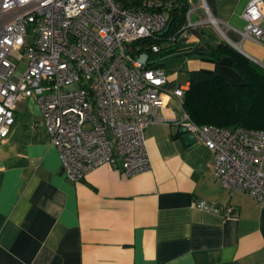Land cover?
I'll use <instances>...</instances> for the list:
<instances>
[{
    "label": "crops",
    "instance_id": "crops-1",
    "mask_svg": "<svg viewBox=\"0 0 264 264\" xmlns=\"http://www.w3.org/2000/svg\"><path fill=\"white\" fill-rule=\"evenodd\" d=\"M249 1L201 0L222 38L264 68V42L243 34ZM189 2L192 21L201 20L198 0ZM204 29L191 27L177 51L205 50ZM185 64L243 81L227 56L193 53ZM166 72L170 87L178 85L177 72ZM164 98L158 119L143 130L147 169L129 175L102 164L79 181L63 172L36 98L16 102L15 122L0 143V264H264V208L215 180L213 152L200 141L183 142L182 105ZM200 200L231 204L237 214L198 208Z\"/></svg>",
    "mask_w": 264,
    "mask_h": 264
},
{
    "label": "built area",
    "instance_id": "built-area-1",
    "mask_svg": "<svg viewBox=\"0 0 264 264\" xmlns=\"http://www.w3.org/2000/svg\"><path fill=\"white\" fill-rule=\"evenodd\" d=\"M171 5L0 0V143L15 122L16 102L33 96L70 180L102 164L129 175L147 169L143 130L158 119L164 95L182 105L188 83L170 87L165 68L148 65L146 50L133 44L159 37ZM191 11L168 41L181 42L190 27L201 24L191 21ZM241 16L243 34L264 42V0H250ZM160 47L152 43L150 49ZM177 123L213 152V176L223 188L241 190L264 208V130L198 125L185 112ZM196 206L237 214L228 203L200 200Z\"/></svg>",
    "mask_w": 264,
    "mask_h": 264
},
{
    "label": "trees",
    "instance_id": "trees-1",
    "mask_svg": "<svg viewBox=\"0 0 264 264\" xmlns=\"http://www.w3.org/2000/svg\"><path fill=\"white\" fill-rule=\"evenodd\" d=\"M118 4L138 7L148 0H115ZM162 1V0H161ZM167 8L168 21L157 38L141 39L134 42L141 45L152 59L148 65L164 67L158 54L173 53L181 42L168 41L170 36L177 34L186 22V12L190 8L189 0H171ZM200 33H206L204 26L199 24ZM210 41H205V50L185 52L186 55L197 54L212 59L227 56L231 66L242 76L241 83H229L221 75L204 69L188 71V87L183 92L182 108L189 118L198 125H214L218 127L246 128L264 130V68L234 48L225 39L214 35L210 30L207 34ZM212 41V42H211ZM159 51L153 52L152 43L161 45ZM138 50V51H140ZM137 51V52H138Z\"/></svg>",
    "mask_w": 264,
    "mask_h": 264
},
{
    "label": "rangeland",
    "instance_id": "rangeland-1",
    "mask_svg": "<svg viewBox=\"0 0 264 264\" xmlns=\"http://www.w3.org/2000/svg\"><path fill=\"white\" fill-rule=\"evenodd\" d=\"M199 5V13L201 17V24L208 27V30H210L214 35L222 38V34L217 30L215 24L210 21V16L207 14L204 6L202 5L201 0H198ZM192 13H190V19L193 20V17L191 16ZM193 22V21H192ZM193 27V26H192ZM191 28V27H190ZM185 40V39H183ZM181 40V42L183 41ZM166 42H161V46H165ZM158 57L160 59V62L164 64V67L167 71L170 73L177 72V80L176 82L180 85H184L187 82L188 79V71L186 69L185 59L186 54L183 52H178L177 50L173 53H164L163 51L158 54ZM168 73V72H167Z\"/></svg>",
    "mask_w": 264,
    "mask_h": 264
},
{
    "label": "water",
    "instance_id": "water-1",
    "mask_svg": "<svg viewBox=\"0 0 264 264\" xmlns=\"http://www.w3.org/2000/svg\"><path fill=\"white\" fill-rule=\"evenodd\" d=\"M214 24H215L217 30L225 38L224 32H223L222 28L220 27V25L216 21L214 22ZM177 131L179 132L181 139L183 140V142L186 145H190V144L196 142V139H195L194 135L192 133H190V132H187L186 128L182 124L178 125Z\"/></svg>",
    "mask_w": 264,
    "mask_h": 264
},
{
    "label": "bare ground",
    "instance_id": "bare-ground-1",
    "mask_svg": "<svg viewBox=\"0 0 264 264\" xmlns=\"http://www.w3.org/2000/svg\"><path fill=\"white\" fill-rule=\"evenodd\" d=\"M210 21L213 23L215 22V20H213V18L211 16H210Z\"/></svg>",
    "mask_w": 264,
    "mask_h": 264
}]
</instances>
